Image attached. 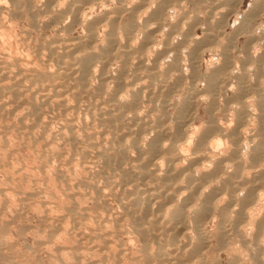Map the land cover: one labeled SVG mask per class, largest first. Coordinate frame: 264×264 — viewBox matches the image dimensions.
<instances>
[{
  "label": "bare ground",
  "instance_id": "obj_1",
  "mask_svg": "<svg viewBox=\"0 0 264 264\" xmlns=\"http://www.w3.org/2000/svg\"><path fill=\"white\" fill-rule=\"evenodd\" d=\"M107 1L13 0L29 25L43 14L52 22L71 14L66 30L85 25V36H55L33 49L29 32L0 21V111H8L5 120L24 112L26 137L46 158L42 171L67 159L51 168L59 201L47 197L49 185L50 192L20 196L42 198L36 204L50 233L49 244L40 241L51 247L61 232L92 229L91 245L80 237L56 247L60 264H217L224 251L232 264H264V0L245 11V0H112L120 5L106 14L86 11ZM172 7L180 13L174 24L167 20ZM39 181L47 185L50 177ZM56 204L57 216L50 214Z\"/></svg>",
  "mask_w": 264,
  "mask_h": 264
},
{
  "label": "rangeland",
  "instance_id": "obj_2",
  "mask_svg": "<svg viewBox=\"0 0 264 264\" xmlns=\"http://www.w3.org/2000/svg\"><path fill=\"white\" fill-rule=\"evenodd\" d=\"M107 1V0H106ZM251 1L252 0H245V2H244V6H243V11H245V9L246 8H248V5L251 3ZM4 3V10H6V11H4L3 13H1L0 12V14L3 16V17H1L0 19H2L3 21H5V24H4V22L2 21V20H0L2 23H3V25H7L8 23V25H11L10 26V28L12 27V28H14L15 30L17 29V34H19V32L20 31H22V32H29V34H28V40L30 39L31 41L29 42V44L30 45H32V46H30L31 48L33 47H36L37 46V44H38V42L37 41H39V44H40V42H48V41H45V40H49V41H51L52 39L54 40V39H56V37L58 36V38H66V36L67 35H70V36H67V38H80L82 35L83 36H85L86 35V30H85V25H82V26H84V27H82L81 25H79V24H76V25H74V27L73 28H75V29H73L72 31H74V32H72L70 29H68V30H66L65 29V26H66V24L68 25V24H70L71 22H72V20L71 19H69V18H71L70 17V15L71 14H69V18H68V14H65V17L64 18H62V20L60 19L59 21H56V22H52V20L50 19L51 18V15H48V14H43V15H41V16H38V19H42V20H38V21H40L39 23H41V24H36V25H33V24H30L29 25V23L31 22L32 23V19L31 18H28V17H25L24 18V16H23V18L21 17L20 18V16H18V15H16L15 14V6H11L12 5V3H13V0H4L3 1ZM112 0H108L107 1V7H104V8H102L101 9V6H99V8L97 7V9H96V11H95V13H90L89 12V8H86V11H88V13L89 14H92V16H96V15H101V14H103V12L105 11V14L107 13V12H109V9L110 8H114V7H117L118 5H120V3H118V2H112ZM1 3H2V0H1ZM114 3V4H113ZM110 4V5H109ZM6 5V6H5ZM10 7H9V6ZM13 5H14V3H13ZM109 6H110V8H109ZM9 9H8V8ZM14 7V8H13ZM109 8V9H108ZM11 9H14V10H11ZM25 9V8H24ZM101 11H99V10ZM105 9V10H104ZM107 9V10H106ZM11 10V11H10ZM247 10V9H246ZM8 11V12H7ZM10 11V12H9ZM14 12V13H13ZM97 12H99V14L97 13ZM10 14V15H9ZM8 15H9V17L13 20H11L10 18H8ZM67 15V16H66ZM6 16V17H5ZM5 17V19L7 18V20H5V19H3ZM16 17V18H15ZM42 17V18H41ZM67 17V18H66ZM44 18V19H43ZM48 18H49V20H48ZM8 19H9V21H8ZM15 19H17V20H15ZM29 19V20H28ZM67 19L69 20L68 22H67ZM14 20H15V22H14ZM25 22H24V21ZM8 21V22H7ZM26 21H28V22H26ZM43 21V22H42ZM50 21V22H49ZM64 21V22H63ZM1 22H0V27H1ZM11 22H14V23H11ZM20 22V23H19ZM45 22H46V24H45ZM124 22H126V16L124 17V19H123V21H122V25H124ZM15 23H17V24H19V25H15ZM26 23V24H25ZM65 23V24H64ZM12 24H14L15 25V27H14V25H12ZM45 24V25H44ZM54 24H56V25H54ZM60 24V25H59ZM22 25V26H21ZM28 27H27V26ZM41 25V26H40ZM45 26V27H42V26ZM48 25V26H47ZM65 25V26H64ZM78 25H79V27H78ZM38 26H40V30H38L39 29V27ZM58 28H57V27ZM64 26V27H63ZM82 28H81V27ZM24 29H23V28ZM29 27L31 28V29H29ZM33 27V28H32ZM36 27H38V29L36 28ZM53 27V28H52ZM55 27V28H54ZM19 28H21V30L19 29ZM28 28L29 30H26V29ZM44 28H46V29H44ZM63 29V30H65V31H63V30H60V29ZM13 29V30H14ZM23 29V30H22ZM33 29H35V31L33 30ZM36 29H37V34H39V35H37L35 32H36ZM53 29H58V30H55V31H53ZM44 30H46V31H44ZM81 30V31H80ZM84 30V31H83ZM32 31V32H31ZM57 31H59V32H57ZM65 32V33H63V34H60L61 32ZM68 31H70V32H68ZM22 32H20V34L22 33ZM31 32V33H30ZM39 32V33H38ZM51 32V33H50ZM53 33H55V34H53ZM58 33V34H57ZM70 33H72V34H70ZM53 34V35H52ZM57 34V35H56ZM67 34V35H66ZM42 35V36H41ZM51 36V38H50V36ZM75 35V36H74ZM38 36V37H37ZM41 36V37H40ZM46 36H48V38L46 37ZM56 36V37H55ZM79 36V37H78ZM8 36H6L5 38H7ZM37 38V39H36ZM8 39V38H7ZM6 39V40H7ZM32 39H33V41H32ZM39 39V40H38ZM9 40V39H8ZM36 40V41H35ZM242 41H243V38L241 39ZM14 44V43H13ZM38 44V45H39ZM15 45V44H14ZM32 48V49H33ZM208 55H209V53L206 55V59H208L209 57H208ZM26 96L27 97H29L30 96V93H26ZM9 107H8V110L9 109H11V106L10 105H8ZM43 111L45 112L46 111V109H43ZM1 112H3V113H1ZM8 113V111L7 110H5V111H0V132L2 133H0V140L3 142V144L1 143V141H0V145H2V146H0V156H1V154H2V156L1 157H3V158H1L0 159V242H1V244H0V247H2V249H4L3 251H1V248H0V264H16V263H18V264H60V263H58L59 262V258H57L58 257V254L59 253H57L56 252V247H58V246H60V245H62V246H65V247H70V245H75L77 242H78V240L80 239V237H81V239H80V241H82V242H84V243H86L87 242V244H89L91 241H92V235H93V233H92V231H90V230H92V229H90V228H86V226H84L86 229H84V227L83 226H81L80 227V229H79V231H80V233H81V235L83 236V238H82V236H75V235H73V233H67V232H65V233H67V234H65V236H66V238H65V236H63L64 234L61 232L60 233V235H61V237H60V235L59 236H57L56 237V239L53 241V242H50V245H51V247H49V245H46V243H45V245L44 244H42V242L44 241H48V234L50 233L48 230L49 229H47V226H45L46 224L44 223V220H43V223H42V219L41 218H43V217H41V216H44L45 215V212H44V210H41L42 208L41 207H43L42 206V204L40 203L39 205L40 206H38V203L39 202H41V201H39V199L40 200H42V198H41V196H39V195H37L36 197L37 198H35V197H33V199H35V201L33 200H31V199H25V198H22L21 199V197H23L21 194H22V192H32V191H34V190H32V189H36V188H39V189H42V190H48L49 188L47 187L48 185L51 187L50 189H53L51 192L48 190V192H50V194H49V196L47 195V197H50L49 198V200L50 201H52V202H54V201H56V200H60V198L62 197L61 195H60V193H59V195L60 196H57L58 194H56V192L58 191L57 189H59V188H57V187H59V185H57V184H59L58 183V180L56 179H54L53 177H52V174H54L53 176L55 177V171H53V170H55V166L57 165V166H65L66 165V160L67 159H65V158H59V159H56L55 161H52V162H54L53 163V165H52V167L50 166V168H48L47 170H50V173H51V168H53V170H52V173L50 174V173H48L49 171H42V169H40V167L42 168V164L43 163H45L46 161V158L44 157V156H41L42 154L40 153V151H41V144H39V142H36V141H34L33 139H31V138H28V137H26L27 135H26V133H27V129L24 127V126H22V125H24V123H26V122H28V121H26V120H22V118H20V117H22L23 115H24V112L23 111H21V110H19V112L18 111H16L17 113H15L16 115H13V114H10L9 116L11 117H6L7 119V121L5 120V114L4 113ZM7 113H6V115H7ZM21 113H22V116H21ZM4 114V115H3ZM9 114V113H8ZM20 114V115H19ZM2 115V116H1ZM13 117H12V116ZM19 118H20V120H19ZM6 121V123H4L5 121ZM9 120H11V122H9ZM12 122H13V124H12ZM21 123H23V124H21ZM29 123H31V122H29ZM28 123V124H29ZM5 124V125H4ZM9 124H10V126H9ZM57 123H53V127H57V125H56ZM5 127H7L8 128V126H9V130L7 131V129H6V131H3L1 128L3 127L4 128V126ZM14 126V128L15 127H17L16 129H14L15 131H12L13 130V126ZM20 126L23 128V130H22V128H20ZM11 127V128H10ZM20 128V129H19ZM52 128V127H51ZM53 129V128H52ZM51 129V130H52ZM56 129V128H55ZM55 129H53V130H55ZM19 130V131H18ZM10 131V132H9ZM22 131H24V132H22ZM4 132H6V133H4ZM13 132V133H12ZM10 133V134H9ZM24 133V134H23ZM6 134V135H5ZM9 134V135H8ZM18 134V135H17ZM22 136V134L24 135V136H20V135ZM3 135H5V136H3ZM16 136V137H15ZM18 136H19V138H18ZM6 137V138H5ZM8 137V138H7ZM26 137L28 140H26V138H25V140H24V138ZM3 138V139H2ZM21 138H23L22 140H21ZM6 139V140H5ZM30 139H31V141H30ZM10 140V141H9ZM22 141H26L25 143L24 142H22ZM6 143V145H4L5 143ZM31 142V143H30ZM35 142V143H34ZM36 143L38 144V145H36ZM31 144V145H30ZM29 145V146H28ZM33 145V146H32ZM35 145H36V147L37 146H39V147H35ZM5 146V147H4ZM13 147V148H12ZM31 147V148H30ZM4 148V149H3ZM8 149V150H7ZM34 149V150H33ZM40 151H39V150ZM5 150V151H4ZM7 151V152H6ZM8 151H9V153L11 154H7L8 153ZM39 153H38V152ZM3 153H4V156H3ZM10 155V156H9ZM36 155V156H35ZM5 156H9V160H8V157H5ZM12 157V158H11ZM41 157H43V161H42V158ZM6 158V159H5ZM11 158V159H10ZM17 158V159H16ZM3 160H4V162H3ZM11 160V161H10ZM41 160V161H40ZM64 160V161H63ZM1 161L3 162V164L1 163ZM58 161V162H57ZM18 162H20V163H18ZM42 162V163H41ZM52 162H51V164H52ZM61 164H60V163ZM65 163V164H63V163ZM6 163H7V165H6ZM15 163V164H14ZM18 163V164H17ZM57 163V164H56ZM5 165V166H4ZM21 165H23V166H21ZM27 165V166H26ZM55 165V166H54ZM10 166V167H9ZM15 166V167H14ZM18 166H20V167H18ZM31 166V167H30ZM23 167V168H22ZM38 167V168H37ZM20 168H22L23 170H24V173L23 174H19L18 173V171L17 170H19ZM25 168H27V169H29L28 171H29V173H28V171H27V169H26V171H27V173H26V171H25ZM31 168V169H30ZM35 168V169H34ZM8 169V170H7ZM40 171H39V170ZM31 170V171H30ZM13 171H16V172H13ZM33 171H34V173H33ZM42 171V172H41ZM6 172H8V174L6 173ZM44 172V174H42ZM13 173V174H12ZM16 173V174H15ZM18 173V174H17ZM39 173H41V175L39 174ZM48 173V174H47ZM15 174V175H14ZM26 174H28V175H26ZM17 175V176H16ZM23 175V176H22ZM27 177V179H26V177ZM32 177H31V176ZM39 175V176H38ZM44 175H47V177H48V175H49V177H50V184H48L47 183V185L46 184H43L42 185V182H40L39 181V179L41 178L42 179V177H44ZM51 175V176H50ZM18 176H19V178H18ZM41 176V177H40ZM29 177H31L30 179H29ZM40 177V178H39ZM22 178V179H21ZM33 178H35V179H33ZM38 178V179H37ZM25 179H26V181H25ZM29 179V180H28ZM36 179H37V182H38V184H37V182H36ZM23 180H24V182H23ZM53 180V181H52ZM26 182V184H24ZM29 182V183H28ZM8 183V184H7ZM10 183V184H9ZM16 183V184H15ZM29 185H28V184ZM30 183H32V184H30ZM21 184H22V186L24 187H22L21 186ZM35 184V185H34ZM53 184V185H52ZM34 185V186H33ZM36 185H38V186H40V187H38V186H36ZM46 185V186H45ZM36 186V187H35ZM14 187V189H11V188H13ZM28 187V188H27ZM35 187V188H34ZM46 189H45V188ZM8 188V189H7ZM20 188V189H19ZM54 188H57V189H54ZM3 189V190H2ZM4 189H5V193H6V191H8L9 189V193L8 194H6L5 195V193H4ZM20 190V192L18 191V190ZM29 191H28V190ZM12 190V191H11ZM13 190H14V192H13ZM16 190H17V192H16ZM1 191H3V193L4 194H2L1 195ZM11 191V192H10ZM54 191V192H53ZM56 191V192H55ZM20 193V194H17V193ZM55 196L54 198H53V195ZM8 195V196H7ZM13 195V196H12ZM51 195V196H50ZM3 196H5V197H3ZM7 196V197H6ZM17 196H19V197H17ZM21 196V197H20ZM57 197V198H56ZM5 198H7V200L5 199ZM20 200H22V201H20ZM59 198V199H58ZM4 199H5V201H4ZM13 199V200H12ZM52 199V200H51ZM8 200H9V202H8ZM15 200H17V201H15ZM25 200V201H24ZM28 200V201H27ZM31 200V201H30ZM12 201H14V202H12ZM36 201L38 202L37 204H36ZM3 202H5V203H3ZM27 203V206H26V203L24 204V206L26 207H22V205H23V203ZM34 203V204H33ZM6 204V205H5ZM87 204H91V202H87ZM37 205V206H36ZM57 205V204H56ZM55 205V206H56ZM31 207V208H30ZM60 209V207H59V205H57L55 208L56 209H52L51 210V213L50 214H52L53 213V215H56L58 212L61 214L62 213V211H61V209H60V211L58 210V208ZM6 208V209H5ZM23 208V209H22ZM39 208H41V209H39ZM36 209V210H35ZM44 209V208H43ZM58 210V211H57ZM18 211H19V213H18ZM42 211V212H41ZM55 211V212H54ZM56 213V214H55ZM59 213L57 214V215H59ZM40 214H42V215H40ZM56 215V216H57ZM3 216V217H2ZM39 216H40V218H39ZM23 218V219H22ZM33 219V220H32ZM8 223V224H7ZM19 223V224H18ZM7 224V225H6ZM45 224V225H44ZM44 225V226H43ZM131 227V225L128 223V226L126 225L125 227ZM45 227V228H44ZM22 229H24V230H22ZM43 229L45 230V231H43ZM89 229V230H88ZM5 230V231H4ZM85 230V231H84ZM26 231V232H25ZM47 231V232H46ZM84 231V232H83ZM88 231H90V232H88ZM43 232H45L46 233V235H45V233H43ZM89 233V234H87V235H85L86 233ZM42 233V234H41ZM48 233V234H47ZM4 234V235H3ZM28 234V235H27ZM69 234V235H68ZM8 235V236H7ZM70 235H71V237H70ZM5 238H4V237ZM26 236V237H25ZM68 236V237H67ZM86 236H89V238H85ZM127 236V238H125ZM91 237V238H90ZM122 237H124V238H122ZM60 238V239H59ZM62 238V239H61ZM72 238V239H71ZM74 238V239H73ZM59 239V240H58ZM68 241H67V240ZM85 239V240H84ZM120 240H124V241H126V240H128L129 239V235H120V238H119ZM37 240H39V242L37 241ZM42 242H41V241ZM57 240V243L55 242ZM70 240V241H69ZM77 240V241H76ZM89 240V241H88ZM72 241V242H71ZM73 241H74V243H73ZM76 241V242H75ZM70 242V243H69ZM99 242V241H98ZM97 242V243H98ZM48 244H49V242H47ZM51 243H53V244H51ZM56 243V244H55ZM94 243V242H93ZM40 244H42V245H44L43 246V248H42V246H40ZM92 243H90V245H91ZM2 245V246H1ZM11 245V246H10ZM36 246V248L38 249H36L35 248V246ZM40 247H39V246ZM55 245V246H54ZM5 246V247H4ZM14 246H15V249H14ZM53 246V247H52ZM12 247H13V249H12ZM8 248V249H7ZM33 248V249H32ZM52 250H51V249ZM134 248L136 249V251H135V249H134V253H135V255L137 256L138 255V252H139V248H140V244H136L135 246H134ZM9 249H11V251L9 250ZM27 249V250H26ZM31 249V250H30ZM35 249V251H33ZM10 251L9 253L8 252H5V251ZM18 250V251H17ZM41 250V251H40ZM49 250V251H48ZM114 250V249H113ZM112 250V251H113ZM38 251V252H37ZM51 251H52V253H51ZM57 254H56V253ZM230 251H224V252H219L218 254L217 253H210L209 255H211L210 256V260H217L216 258L218 257V260H219V262H217V264H230L231 263V261H230V259H231V255L230 254H228ZM12 253H15V255H12ZM17 253V254H16ZM27 253V254H26ZM223 253H226V254H223ZM8 254H10V255H8ZM33 254V255H32ZM37 254V255H36ZM39 254V255H38ZM57 255V257L56 256H54V257H56V259L53 257V255ZM90 254V255H89ZM88 255L90 256V257H93L92 259H98V256H96L95 254V252H92V254H93V256H92V254L91 253H89ZM67 256H65V258L67 259L68 258V256H69V254H66ZM87 255V256H88ZM95 255V256H94ZM218 255V256H217ZM229 255V256H228ZM16 256V257H15ZM212 256H214V257H212ZM215 256H217L216 258H215ZM223 256H224V259H222L223 258ZM13 257V258H12ZM96 257V258H95ZM221 257V258H220ZM226 257H227V261H225L224 262V260L226 259ZM15 258V259H14ZM220 258V259H219ZM27 259V260H26ZM37 259V260H36ZM40 259V260H39ZM44 259V260H43ZM47 259V260H46ZM14 260V261H13ZM19 260H21V261H19ZM52 260V261H51ZM58 261V262H57ZM21 262V263H20ZM41 262V263H40ZM227 262V263H226ZM249 262V263H248ZM253 264V262H250V261H246V263L245 264ZM232 264V263H231Z\"/></svg>",
  "mask_w": 264,
  "mask_h": 264
},
{
  "label": "clouds",
  "instance_id": "obj_3",
  "mask_svg": "<svg viewBox=\"0 0 264 264\" xmlns=\"http://www.w3.org/2000/svg\"><path fill=\"white\" fill-rule=\"evenodd\" d=\"M105 7H107V5H105ZM95 11H96V9H89V12H91V13H95ZM179 11H178V9L177 8H175V7H172V8H170L169 10H168V16H167V20H168V22H170L171 24H174L175 22H176V20H177V18H178V16H179ZM85 15L86 16H88V13H85ZM155 25H153V27H154ZM168 30V28L167 27H165L164 28V32H166ZM180 39V36H176L175 37V39L173 40V43H175L177 40H179ZM160 47V45H159V43H157L156 45H155V48H159ZM154 50V49H153ZM153 50H150L149 51V55H152V51ZM172 60V55L170 54V55H168L167 56V58H166V61L167 62H170ZM191 143V140H189V144ZM217 143L218 144H220V142L219 141H217ZM224 145H221V147H223ZM188 153L185 151L184 152V155H187ZM197 174H199V173H197Z\"/></svg>",
  "mask_w": 264,
  "mask_h": 264
}]
</instances>
